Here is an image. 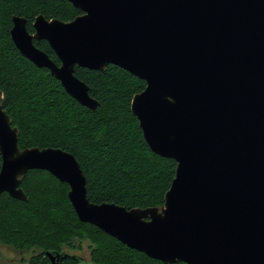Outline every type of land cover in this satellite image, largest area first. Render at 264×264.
<instances>
[{
	"label": "water",
	"instance_id": "1",
	"mask_svg": "<svg viewBox=\"0 0 264 264\" xmlns=\"http://www.w3.org/2000/svg\"><path fill=\"white\" fill-rule=\"evenodd\" d=\"M69 22L11 19L20 55L95 109L74 68L109 65L145 82L130 110L148 149L175 162L162 207L86 198L72 154L18 145L2 107L0 195L27 201L21 179L42 170L68 186L81 223L163 264H264V0H66ZM45 41L59 64L37 49ZM51 264L64 254L45 253ZM86 264V263H85Z\"/></svg>",
	"mask_w": 264,
	"mask_h": 264
},
{
	"label": "trees",
	"instance_id": "2",
	"mask_svg": "<svg viewBox=\"0 0 264 264\" xmlns=\"http://www.w3.org/2000/svg\"><path fill=\"white\" fill-rule=\"evenodd\" d=\"M80 14L66 0H0L2 107L19 131V148H55L72 154L84 174L91 203L126 209L162 207L176 164L148 149L131 113L132 98L145 82L113 65L102 72L75 67L74 76L98 103L90 109L67 95L46 69L22 57L11 41L13 17L23 18L33 34L39 15L69 22ZM33 44L59 64L45 41ZM20 188L27 201L0 195V243L30 252L27 264H50L47 252L84 249L91 264H163L79 222L67 199L68 186L48 172L28 171ZM67 256L63 264H85L77 256Z\"/></svg>",
	"mask_w": 264,
	"mask_h": 264
},
{
	"label": "rangeland",
	"instance_id": "3",
	"mask_svg": "<svg viewBox=\"0 0 264 264\" xmlns=\"http://www.w3.org/2000/svg\"><path fill=\"white\" fill-rule=\"evenodd\" d=\"M64 253L70 256H77L82 259L84 263L91 264L89 253L86 251V249H84L82 252H70L65 250ZM30 256V252H17L0 243V264H27Z\"/></svg>",
	"mask_w": 264,
	"mask_h": 264
},
{
	"label": "flooded vegetation",
	"instance_id": "4",
	"mask_svg": "<svg viewBox=\"0 0 264 264\" xmlns=\"http://www.w3.org/2000/svg\"><path fill=\"white\" fill-rule=\"evenodd\" d=\"M47 43V42H46ZM46 172V171H45ZM60 182V181H59ZM64 184V183H63ZM66 185V184H65ZM4 194H6V193H4ZM15 251V250H14ZM18 252V251H17ZM23 252V251H22ZM51 264V263H50Z\"/></svg>",
	"mask_w": 264,
	"mask_h": 264
},
{
	"label": "bare ground",
	"instance_id": "5",
	"mask_svg": "<svg viewBox=\"0 0 264 264\" xmlns=\"http://www.w3.org/2000/svg\"><path fill=\"white\" fill-rule=\"evenodd\" d=\"M88 87V86H87ZM78 259V258H77Z\"/></svg>",
	"mask_w": 264,
	"mask_h": 264
}]
</instances>
